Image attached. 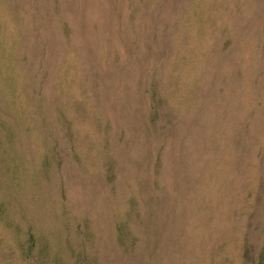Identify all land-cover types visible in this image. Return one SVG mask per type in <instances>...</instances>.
<instances>
[{
  "label": "rangeland",
  "instance_id": "374dc122",
  "mask_svg": "<svg viewBox=\"0 0 264 264\" xmlns=\"http://www.w3.org/2000/svg\"><path fill=\"white\" fill-rule=\"evenodd\" d=\"M0 264H264V0H0Z\"/></svg>",
  "mask_w": 264,
  "mask_h": 264
}]
</instances>
